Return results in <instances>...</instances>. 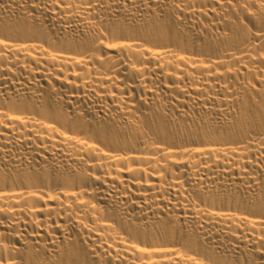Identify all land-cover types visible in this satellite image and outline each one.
<instances>
[{
  "label": "bare ground",
  "instance_id": "1",
  "mask_svg": "<svg viewBox=\"0 0 264 264\" xmlns=\"http://www.w3.org/2000/svg\"><path fill=\"white\" fill-rule=\"evenodd\" d=\"M0 264H264V0H0Z\"/></svg>",
  "mask_w": 264,
  "mask_h": 264
}]
</instances>
